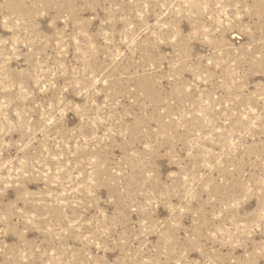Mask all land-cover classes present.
<instances>
[{
  "label": "rangeland",
  "instance_id": "1",
  "mask_svg": "<svg viewBox=\"0 0 264 264\" xmlns=\"http://www.w3.org/2000/svg\"><path fill=\"white\" fill-rule=\"evenodd\" d=\"M0 264H264V0H0Z\"/></svg>",
  "mask_w": 264,
  "mask_h": 264
}]
</instances>
